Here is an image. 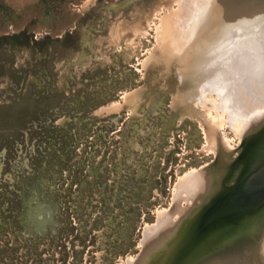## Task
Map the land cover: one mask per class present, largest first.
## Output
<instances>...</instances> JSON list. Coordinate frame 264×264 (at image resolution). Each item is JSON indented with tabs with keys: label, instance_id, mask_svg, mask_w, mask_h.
<instances>
[{
	"label": "rangeland",
	"instance_id": "1",
	"mask_svg": "<svg viewBox=\"0 0 264 264\" xmlns=\"http://www.w3.org/2000/svg\"><path fill=\"white\" fill-rule=\"evenodd\" d=\"M221 1L0 0V264H192L203 214L264 151V105L241 116L196 81L239 27ZM243 1L252 43L264 0ZM243 244L226 264H264Z\"/></svg>",
	"mask_w": 264,
	"mask_h": 264
},
{
	"label": "bare ground",
	"instance_id": "2",
	"mask_svg": "<svg viewBox=\"0 0 264 264\" xmlns=\"http://www.w3.org/2000/svg\"><path fill=\"white\" fill-rule=\"evenodd\" d=\"M239 1L240 3L238 2L237 5L241 4L244 6V8L242 7V15L230 18L233 20L239 18V27L230 24L228 29H226V34H224L220 40L211 39L212 43L209 45L208 49L211 50L212 53L205 61V68L199 71V77L197 75L198 79L196 78V81L197 83H201L203 80L208 79L209 83L207 87L209 86L214 89L216 86H223L225 90H220V92H224L223 95L225 97L227 92L230 95H234L233 97L237 96V101L239 100L242 103L241 108L238 109L243 111L242 113L238 112L242 116L246 111H262V109H258V106L264 105V38H260L261 40L251 43L252 36L257 32V28H252L250 25L251 22L246 21V16H248L249 19V15H252L255 10L249 7L245 9L244 1ZM237 5L231 4L230 0H222L220 7L223 8V10H221L223 13ZM261 11L263 13L264 9ZM212 12L213 11L210 12L207 18L210 26L216 24L221 14L218 12L216 13V11ZM253 20L256 21V18ZM235 24L237 25V22H235ZM201 86L207 88L203 82ZM233 97L231 98L233 99ZM237 104L235 101L234 105ZM261 153H264V151ZM253 155L249 158V163L244 165L245 173L254 169L260 163L261 154L255 152ZM260 202L258 206L248 213V218L238 223L237 228H235L238 229V231L235 233H233L234 231L228 233V227L223 225V229H218L213 233L202 235L201 237H195L196 240L194 237L190 239L191 237L188 236L189 239L187 242L195 240L194 243L189 246L191 249L189 248L188 251L179 254L180 256L176 259L181 258V260H183L185 258L194 257L192 264H226L230 261L226 259L227 257H233L234 254L242 252L244 247H247V245L243 244L246 240L249 241L252 247L256 248L260 241H262L264 246V199ZM180 232L167 248L168 252L172 249L174 242L180 236ZM211 242H213V244L209 245ZM170 261H172V259H170Z\"/></svg>",
	"mask_w": 264,
	"mask_h": 264
},
{
	"label": "water",
	"instance_id": "3",
	"mask_svg": "<svg viewBox=\"0 0 264 264\" xmlns=\"http://www.w3.org/2000/svg\"><path fill=\"white\" fill-rule=\"evenodd\" d=\"M258 154H261L259 165L252 170H249L248 168L249 171L246 175L234 186L229 188L223 197L215 201L211 207L206 210L195 234L191 235L190 239H193V237H199L209 226L221 222L231 214L249 211V209L258 206L261 203L260 201L264 199V153L259 152ZM186 235L187 232L183 234V237ZM172 253L173 250L171 255ZM168 257L169 255L167 258Z\"/></svg>",
	"mask_w": 264,
	"mask_h": 264
}]
</instances>
